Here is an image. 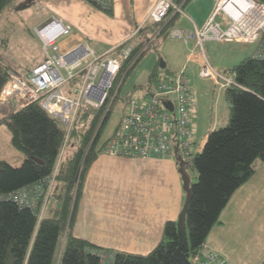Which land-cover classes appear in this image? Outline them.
<instances>
[{"label": "trees", "instance_id": "16d2710c", "mask_svg": "<svg viewBox=\"0 0 264 264\" xmlns=\"http://www.w3.org/2000/svg\"><path fill=\"white\" fill-rule=\"evenodd\" d=\"M258 1L264 3V0ZM88 2L112 14V5L101 7L92 0ZM14 3L15 0H0V14L14 7ZM177 17L175 14L164 23H152L151 28H143L155 33L160 25L155 36L167 38ZM260 37L264 39V31ZM6 41H2L1 48H5ZM136 51L135 47L131 56ZM158 60L148 76L149 84L159 74ZM8 69L10 66L4 62L0 50V90ZM223 72L231 73L235 81L224 89V97L230 104L226 124L207 132L202 147L185 166L196 172L195 180L190 179L191 194L185 214L187 241L182 251L188 259L205 243L231 195L252 176L256 162L264 160V59L252 53ZM7 105L9 109L0 117V123L7 126L11 144L24 154V159L19 166L0 159V264H100L97 253L100 250L113 253L111 264H181L175 254L176 220L164 223L161 239L145 254L113 251L72 232L84 178L102 149L103 145L98 146L97 141L111 108L92 141L101 109L83 114L82 119L90 117L83 134L79 135L75 129L69 133L70 149L60 161L40 215L44 195H38L36 206L30 207L19 204L12 193L31 187L52 171L64 141L65 128L42 107L41 100L22 107L13 101Z\"/></svg>", "mask_w": 264, "mask_h": 264}, {"label": "built area", "instance_id": "2783aa9c", "mask_svg": "<svg viewBox=\"0 0 264 264\" xmlns=\"http://www.w3.org/2000/svg\"><path fill=\"white\" fill-rule=\"evenodd\" d=\"M92 1L101 7L112 4V0ZM186 1L156 0L148 18L152 23H164L182 12ZM253 9L260 18L254 27L246 29L249 22L244 21ZM70 30L71 24L56 16H51L42 25L34 27L45 59L25 74L8 70L7 79L0 90L1 103L13 101L22 107L41 100L42 107L65 128L64 141L52 171L31 187H23L12 193L19 204L30 207L36 206L38 195H44L40 215L53 187L60 161L70 146L69 133L75 129L79 135L83 134L90 121V117L82 119L83 114L89 110L101 109L97 128L91 137V141L93 140L117 97L125 74L143 52L136 47L137 51L131 56L135 46L122 43L99 53L87 41L61 51L58 39L67 35ZM263 31L264 3L258 0H217L202 26L193 25L190 29L174 27L170 30L169 37L185 44L192 42L193 45L188 50L190 55L193 52L199 55L198 74L219 83L225 89L235 83L233 75L219 71L209 62L204 43H251L257 41ZM253 55L264 59V39H260ZM184 67L169 73H159L141 98H129L128 110L122 114L102 143L103 153L143 159L172 158L177 164L179 161L192 160L202 144L196 150L191 148L196 143L192 110L197 97ZM123 68L124 73L115 84ZM97 253L100 264H111L112 252L100 250ZM189 260L192 264H231L223 254L206 243Z\"/></svg>", "mask_w": 264, "mask_h": 264}, {"label": "crops", "instance_id": "0c3cea01", "mask_svg": "<svg viewBox=\"0 0 264 264\" xmlns=\"http://www.w3.org/2000/svg\"><path fill=\"white\" fill-rule=\"evenodd\" d=\"M155 1L112 0L109 15L86 0H29L47 12L44 19L33 24V30L51 16L60 17L71 24L70 32L58 39L61 51L87 41L97 52L98 45H107V51L122 43L130 44L135 35H149L150 30L143 27L152 26L148 13ZM207 16L208 13L183 28L202 25ZM224 42H232L238 49L222 64L215 63L222 71L254 53L257 47V42ZM181 43L186 48L185 58L198 65V53L190 55L188 50L193 43ZM169 72L167 68L159 71ZM225 101L227 120L230 104ZM196 106L195 103L192 114L197 112ZM0 108L7 111L9 106L0 102ZM206 136L207 133L202 145ZM113 185L119 192L112 193ZM182 205V180L174 159L98 153L84 178L72 232L113 251L145 254L161 239L164 223L177 220ZM205 243L231 264H264V160L256 162L252 176L231 195Z\"/></svg>", "mask_w": 264, "mask_h": 264}, {"label": "rangeland", "instance_id": "374dc122", "mask_svg": "<svg viewBox=\"0 0 264 264\" xmlns=\"http://www.w3.org/2000/svg\"><path fill=\"white\" fill-rule=\"evenodd\" d=\"M216 2L217 0H187L182 7V12L178 14L173 27L183 28L188 23L197 22L198 19L204 18L207 13L209 16ZM14 5V7L5 9L0 14V46L2 45V41L7 40L5 48L0 47V50L3 53L4 62L10 66L8 70H17L25 74L33 65L45 59L41 42L33 30V24L44 19L47 12L41 9L38 4H31L29 0H15ZM202 25H198V27ZM155 34H157V30L155 33L153 32L149 35H135L130 40L129 43L140 47L143 50V54L124 76L117 97L97 141L98 146L109 136L113 127L121 119L122 114L128 110L127 102L129 98H141L140 96L150 87L148 76L158 58L163 59L166 63L164 68L159 66V71L165 70V68L175 71L185 66L184 71L189 79V84L196 92L197 112L192 114L194 140L196 142L191 147L193 150H196L201 145L202 139L208 130L226 124L224 123L226 120L224 113L226 101L219 83L202 78L198 74L197 64L185 58L186 48L181 43V40L170 38L169 36L167 38L157 37ZM260 39L263 38L259 37L255 43L257 42L258 44ZM232 45V42L224 41L204 43L205 53L209 62L212 65H216L215 63L222 64L238 49ZM107 48V45H98V52H103ZM124 69L120 71L115 84L119 82ZM218 69L222 71L220 65H218ZM5 112L4 108V111L2 110L0 113V117ZM10 137L7 126L4 123H0V159L6 160L13 166H19L24 159V154L11 144ZM69 147L67 151L70 149ZM99 153L103 152L100 151ZM185 171L191 180H195L196 172L194 169L188 167ZM111 187L112 193L119 192L116 185ZM182 191L184 204L186 193L183 188ZM60 251L61 246H59L58 253Z\"/></svg>", "mask_w": 264, "mask_h": 264}, {"label": "water", "instance_id": "95a60500", "mask_svg": "<svg viewBox=\"0 0 264 264\" xmlns=\"http://www.w3.org/2000/svg\"><path fill=\"white\" fill-rule=\"evenodd\" d=\"M159 66L161 68H163L165 66V62L161 58L159 59ZM4 74L6 76H8L7 71ZM33 158L37 162L41 163V160H39L38 158H36L34 156H33ZM188 164H189V162H187V161H179V163H178V172L181 176L182 188H183L184 192L186 193L184 204H183L182 209H181L180 213L178 214V217L176 220L177 221V232H178V243H177L175 254H176V256H177V258L181 264H192L191 261L186 256V254L182 251V248L186 244V241H187L185 214H186V210L188 208V202H189V198H190V194H191L190 188H189L190 178L185 171V166Z\"/></svg>", "mask_w": 264, "mask_h": 264}, {"label": "bare ground", "instance_id": "6f19581e", "mask_svg": "<svg viewBox=\"0 0 264 264\" xmlns=\"http://www.w3.org/2000/svg\"><path fill=\"white\" fill-rule=\"evenodd\" d=\"M260 18L259 14L255 11V9L251 10L249 16L246 17L244 23H247L246 29L252 28L256 25L257 20Z\"/></svg>", "mask_w": 264, "mask_h": 264}]
</instances>
